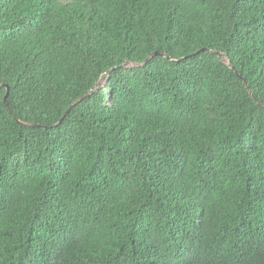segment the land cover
Listing matches in <instances>:
<instances>
[{"label": "trees", "instance_id": "obj_1", "mask_svg": "<svg viewBox=\"0 0 264 264\" xmlns=\"http://www.w3.org/2000/svg\"><path fill=\"white\" fill-rule=\"evenodd\" d=\"M0 264H264V0H0Z\"/></svg>", "mask_w": 264, "mask_h": 264}, {"label": "water", "instance_id": "obj_2", "mask_svg": "<svg viewBox=\"0 0 264 264\" xmlns=\"http://www.w3.org/2000/svg\"><path fill=\"white\" fill-rule=\"evenodd\" d=\"M210 53H213V54H216L217 56H219V57H222L223 55L221 54V53H219V52H213V51H209ZM155 56H163V57H165V58H167V59H169L168 57V55H166L164 52H156L155 54H153L148 60H151L152 58H154ZM225 58V57H224ZM169 60H172V59H169ZM144 65H146V64H144ZM238 76L239 77H241L239 74H238ZM242 78V77H241ZM243 81H244V83L246 84V80L245 79H243ZM8 95H9V89L7 88V95H6V97H5V99H4V103H5V106H6V108H7V110L9 111V108H8V104H7V97H8ZM82 101V99H80V100H78L77 102H75L74 104H73V106H75V105H77L79 102H81ZM71 109V108H70ZM20 124H22V125H24V126H28V127H36V125H33V124H30V123H26V122H22V121H19V120H17Z\"/></svg>", "mask_w": 264, "mask_h": 264}, {"label": "snow or ice", "instance_id": "obj_3", "mask_svg": "<svg viewBox=\"0 0 264 264\" xmlns=\"http://www.w3.org/2000/svg\"><path fill=\"white\" fill-rule=\"evenodd\" d=\"M168 58H169V59H171V57H170V56H169ZM145 66H146V65H145Z\"/></svg>", "mask_w": 264, "mask_h": 264}]
</instances>
